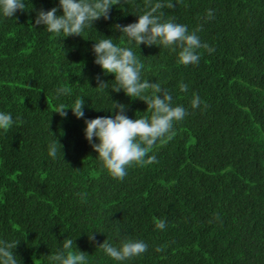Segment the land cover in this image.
<instances>
[{"label": "trees", "instance_id": "trees-1", "mask_svg": "<svg viewBox=\"0 0 264 264\" xmlns=\"http://www.w3.org/2000/svg\"><path fill=\"white\" fill-rule=\"evenodd\" d=\"M58 2L26 0L29 9L0 18V111L16 120L0 131V238L20 240V264H48L65 237L88 264H120L98 246L107 238L148 244L123 264H264V0H172L162 9L190 32L202 25L197 34L214 51L202 47L198 65H183L179 49H135L144 78L160 82L188 114L173 139L149 153L156 162L129 167L123 180L102 167L85 119L55 109L84 97L89 119L112 115L113 100L128 104L131 118L150 115L139 98L97 90L98 74L109 84L114 74H103L92 50L104 35L126 44L114 25L136 21L146 0H121L111 19L64 38L35 25L36 11ZM61 86L71 94L57 98ZM53 139L63 145L56 159L48 154Z\"/></svg>", "mask_w": 264, "mask_h": 264}, {"label": "clouds", "instance_id": "clouds-1", "mask_svg": "<svg viewBox=\"0 0 264 264\" xmlns=\"http://www.w3.org/2000/svg\"><path fill=\"white\" fill-rule=\"evenodd\" d=\"M121 3V0H59L58 4L48 10L38 9L35 15V25H43L49 33L57 37L82 35L94 26V22L103 18L111 19V9ZM172 0H146L144 10L134 12L138 19L128 24H115L114 28L126 38L125 43H115L112 36L94 39L92 50L94 62L102 69L103 74H114L113 83L100 79L98 74V91H123L129 98H139L146 102L150 115L131 118L127 115L128 104L113 100L107 110L112 115L85 117L84 97L77 98L71 106L63 103L57 105L55 111L62 118H67L66 109L71 108L76 118H84L86 127L85 138L97 152L101 165L115 179L123 180L129 167L144 166L156 162V156L149 155L157 144L171 141L176 134L175 124L182 121L187 113L183 105L175 104L172 93L158 81L144 78L145 64L137 55L135 49L141 50V45L160 46L178 52V63L183 65H198L200 48L209 52L214 49L202 43L196 31H189L186 24L176 22L173 18H165L162 9L172 8ZM29 9L26 0H0V18H12L18 10ZM62 10V12H61ZM213 17L212 10H208L207 19ZM183 92L188 91V85L180 84ZM109 92V91H108ZM71 94V89L61 86L56 89V96ZM201 99L193 95L191 107L198 108ZM18 119V118H17ZM16 123L9 111H0V131L7 132ZM55 139L48 145V154L53 159L63 151V145ZM156 228L163 230L167 222L163 219L156 221ZM90 242H95V234L88 232ZM20 241V240H19ZM15 239L0 238V264H20L14 249L19 243ZM72 238L65 237L62 247L47 257L48 264H88L85 251H73ZM103 252L116 262H123L142 255L148 249V244L140 239L124 238L119 244L110 242L107 238L98 245ZM158 251L160 249H157Z\"/></svg>", "mask_w": 264, "mask_h": 264}]
</instances>
